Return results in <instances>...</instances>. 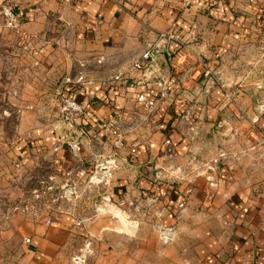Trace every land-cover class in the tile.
I'll return each mask as SVG.
<instances>
[{
    "label": "crops",
    "instance_id": "obj_1",
    "mask_svg": "<svg viewBox=\"0 0 264 264\" xmlns=\"http://www.w3.org/2000/svg\"><path fill=\"white\" fill-rule=\"evenodd\" d=\"M8 2L22 25L0 26V51H22L44 89L59 85L24 111L16 160L40 166L30 156L48 152L41 159L61 186L109 179L104 193L121 214L37 225L26 264H75L81 252L85 264H264V0H0V9ZM172 30L182 42L146 78L136 63ZM161 78L170 96L149 110L140 96L158 98ZM62 97L85 115L63 121ZM124 112L135 118L117 151L108 126Z\"/></svg>",
    "mask_w": 264,
    "mask_h": 264
},
{
    "label": "rangeland",
    "instance_id": "obj_2",
    "mask_svg": "<svg viewBox=\"0 0 264 264\" xmlns=\"http://www.w3.org/2000/svg\"><path fill=\"white\" fill-rule=\"evenodd\" d=\"M14 52L0 51V264H26L30 248L27 239L33 237L37 225L47 224V220L51 221L47 224L50 230L53 224L67 220L69 215L81 223L83 216L89 214L111 220L121 217L111 190L104 193L110 184L101 176L91 182L77 184L71 180L61 186L52 178L49 160L41 159L48 157V152L30 156L38 159L40 166H25L16 160L12 143L26 136L21 128L24 111L34 106L37 99L40 102L45 96L41 95L42 91L58 89L59 85L44 89L41 70H25L24 53ZM198 171L194 170L196 174Z\"/></svg>",
    "mask_w": 264,
    "mask_h": 264
},
{
    "label": "built area",
    "instance_id": "obj_3",
    "mask_svg": "<svg viewBox=\"0 0 264 264\" xmlns=\"http://www.w3.org/2000/svg\"><path fill=\"white\" fill-rule=\"evenodd\" d=\"M66 1H72V0H66ZM211 0H180L181 5L183 8H189L192 7L197 3L199 4H205ZM263 23H264V17H263ZM22 25V16L19 12L16 10V6L11 3H5L2 5L0 9V26L5 29L10 30H20ZM182 42L181 35L178 33V31H167V32H161L158 37V41L154 44H150L146 52L142 55V61L143 63H136V68L143 71V74L146 78L153 77V75L156 73V68L158 67V60L161 54L163 53L164 49L168 47L170 44H179ZM82 77L79 79V81H82ZM159 92H158V98H148L145 95L140 96V101L145 102V105L148 107L149 110H153L156 106V103L159 99H168L170 96L171 88L169 85V82L164 80L163 78L159 81ZM228 97L231 96V93L227 94ZM58 111L60 114V117L65 122H73L77 118H82L85 115V109L84 106L76 101L75 99L71 97H62L59 106ZM192 115V108H188L186 110V113L183 116V119L185 121H190ZM135 115L130 114L128 112L122 113L120 118L116 122H110L108 126V132L111 134L112 138V144L114 148L118 150H122L126 145V130L124 129V122L127 120H130L129 118L134 119ZM127 119V120H126ZM73 150L78 151L80 150V147L78 144H74L72 146ZM102 180H105V178L101 177ZM106 183H110L109 179L106 178ZM47 224H51L50 220H47ZM79 225H81V222H78ZM165 242L169 241V236L164 235L163 237ZM31 239H27V243H30ZM87 254L82 253L79 256H76L74 258L75 264H85Z\"/></svg>",
    "mask_w": 264,
    "mask_h": 264
}]
</instances>
